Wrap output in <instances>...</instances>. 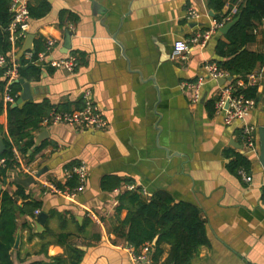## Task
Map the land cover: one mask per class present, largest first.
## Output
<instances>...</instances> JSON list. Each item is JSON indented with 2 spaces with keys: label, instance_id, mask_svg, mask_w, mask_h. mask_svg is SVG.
Masks as SVG:
<instances>
[{
  "label": "crops",
  "instance_id": "1",
  "mask_svg": "<svg viewBox=\"0 0 264 264\" xmlns=\"http://www.w3.org/2000/svg\"><path fill=\"white\" fill-rule=\"evenodd\" d=\"M26 1L31 6L41 2L51 6L43 18L31 17L27 35H34V46L40 37L55 40L41 65L45 70L40 80H27L33 100L49 99L54 105L69 103V110L79 109L84 103L83 91L89 88L108 125L90 129L42 124L35 142L48 130V137L41 142L47 145L30 163L20 155L21 165L31 171L17 169L7 184L0 182V191L14 193L19 185L16 177L45 168L36 184L24 188L43 203L39 212L47 213V218L41 227L37 217L19 218L14 264L55 262V258L73 254L66 249L71 245L83 252L80 264H138L127 243L114 233L118 195L127 183L143 188L146 196L166 190L176 201L201 209L209 244L201 248L194 264H264V166L259 134L264 127V62L254 71L258 100L246 119L257 129L255 152L245 143L241 122L227 125L222 112L209 114L207 101L217 99L221 92L218 80L207 79L201 86L204 102L202 98L193 101L191 91L185 88L186 83L206 74L208 63L215 62L216 44L225 34L216 32L206 47L193 46L185 58L173 55L177 39H189L215 18L210 11L215 16L217 12L208 0ZM225 1L222 19L232 16L243 0ZM190 7L201 13L199 20L188 18ZM62 10L76 13L79 21L61 28ZM254 33L256 38L245 47L264 56V20ZM27 35L9 53L11 61L29 51L24 50ZM74 53L79 61L74 72L51 65L52 60ZM48 67L55 69L48 71ZM0 125L6 130L5 111L0 114ZM0 138L3 141L1 133ZM227 150L250 159L251 182L229 170ZM76 163L88 167L84 191L73 200L44 192L42 180L64 183L66 170ZM108 175L123 180L119 188L102 187L101 181ZM23 201L19 198L17 202ZM89 211L97 213L104 224L90 219ZM169 250L170 245L165 244L161 262Z\"/></svg>",
  "mask_w": 264,
  "mask_h": 264
},
{
  "label": "trees",
  "instance_id": "2",
  "mask_svg": "<svg viewBox=\"0 0 264 264\" xmlns=\"http://www.w3.org/2000/svg\"><path fill=\"white\" fill-rule=\"evenodd\" d=\"M11 3L12 0H0V54L8 58V65L0 68V114L4 111L7 113L6 130L0 125V133L3 134V142L6 146L0 155V161L5 159L4 163H0L2 184H7L12 172L22 167L15 150L29 159V163L32 162L47 145L44 142L35 146V133L42 130L45 117L53 109L57 111L70 109L69 103L54 105L49 99L27 100L17 107L4 102V95L8 89L16 101L22 92L20 83L10 82L4 76L5 70L12 67L13 63H17L20 77L30 82L40 80L45 69L35 61L39 52L47 46V40L40 37L36 39L32 50L34 53L32 59L27 58L25 52L15 58V61L9 59V53L13 48L8 30L12 20ZM208 4L217 12L214 17L221 20L224 16L222 12L226 1L208 0ZM28 7L32 18H43L51 10L47 2H41L36 6L28 4ZM236 17L239 19L225 35V39H219L216 44L215 63L219 69L227 71L232 77L229 84H235L240 79L247 81L248 75L255 71L258 64L264 62L262 54L245 47L256 38L254 29L264 20V0L241 1L237 10L232 14V19ZM79 19L76 13L67 10H62L59 14V24L63 29L71 23H77ZM72 55L78 59L75 53ZM54 69V67H48L47 70ZM242 91L247 99L254 102L258 100L257 85L248 86ZM218 99L219 96L206 103L211 116L216 112L215 103ZM30 150H32L31 153ZM226 155L230 158L228 168L232 172L238 174L240 168L247 171L251 169L250 159L243 154L227 150ZM122 182L123 180L119 177L108 175L103 177L101 185L106 190H113L116 187L119 188ZM69 184L78 185V179L74 177ZM127 184L133 185L132 183ZM17 187L14 193L8 190L0 191V264H14L12 252L16 243L19 218L26 216L33 220L37 216L35 212L43 206L41 201L33 198L31 192L26 191V188L21 185ZM16 197L24 201L20 204L16 202ZM117 200L115 208L117 222L114 228L116 238L125 241L135 252H139L146 244L151 245L152 264H194L193 260L199 256L201 248L209 244L206 222L201 209L187 201H176L172 193L166 190H157L151 196H146L143 188L135 186L132 190H122ZM25 226L30 230L33 229L27 223ZM59 241L64 243V241ZM154 241L156 244L152 247ZM165 244L170 245L169 255L165 261L161 262ZM66 249L73 251V254H69L67 258H55V262L37 260L25 264H80L83 252L74 245Z\"/></svg>",
  "mask_w": 264,
  "mask_h": 264
},
{
  "label": "built area",
  "instance_id": "3",
  "mask_svg": "<svg viewBox=\"0 0 264 264\" xmlns=\"http://www.w3.org/2000/svg\"><path fill=\"white\" fill-rule=\"evenodd\" d=\"M10 11L12 13V20L9 24L8 30L10 32V40L12 42L13 50L18 47L19 42L24 39L29 31L30 27V10L26 0H12ZM201 13L197 11L194 7L188 9V18L193 21H197L201 18ZM210 25L203 31H199L193 34L189 39L181 38L177 39L174 44V53L173 55L177 58H185L188 53H190L193 46H199L204 48L208 45L209 41L212 39V36L220 31V28L226 25L227 22L232 20V16H227L221 20L216 18L211 19ZM55 44L54 39L47 40V48L44 51L39 52L38 57L35 61L36 64L43 65L46 60L48 52L51 51ZM34 53L32 50L27 51L26 57L32 59ZM8 65V58L4 54H0V68L6 67ZM51 65L57 68L66 69L69 72H74L78 66V59L72 54L51 61ZM206 74L201 75L196 82H190L185 84V88L190 90L192 93V99L195 102H199L202 98L201 86L207 79L219 80L222 78H227L230 74L223 70L219 69L215 62L208 63L206 66ZM19 65L13 63V66L7 68L4 72V76L9 79L10 82L15 81L20 78L19 74ZM230 80H227L225 84L221 87V92L219 94V99L215 103L216 111L223 113V121L227 125H231L236 122H241L242 125V136L245 140L247 146L252 150L257 152L256 147V127L249 125L246 122L247 117L249 116L253 106L254 101L247 99L243 89L248 86L257 85V75L255 72H252L248 75V79L238 80L235 84H229ZM84 106L81 109L73 110H61L57 111L53 109L51 113L45 117L43 124H58L65 123L72 126L86 127L90 129H104L107 127L108 123L106 118L103 116L102 110L97 105L93 98L92 92L89 88L83 91ZM4 102L13 104L16 102L15 97L9 93V89L4 95ZM17 158L20 161V154L15 150ZM5 159H2L0 163H4ZM23 166V165H22ZM30 172L29 166L21 167ZM88 167L85 163H79L73 165L71 168H68L65 172L66 182L58 183L54 180L45 179L42 180V187L45 193L63 196L67 199H75L79 193L84 191L85 184L88 178ZM238 175L245 181L251 182L252 176L249 171L244 168L238 170ZM74 177L78 179V185L71 186L69 181ZM135 185H126L125 189H134ZM146 194V192L144 191ZM263 200H264V184H263ZM36 215L39 212L37 210ZM88 216L93 221L97 222L100 225H103L104 222L100 216L94 211H89ZM127 250L131 254L132 260L138 264H152L151 257V245H144L139 252L128 246Z\"/></svg>",
  "mask_w": 264,
  "mask_h": 264
},
{
  "label": "water",
  "instance_id": "4",
  "mask_svg": "<svg viewBox=\"0 0 264 264\" xmlns=\"http://www.w3.org/2000/svg\"><path fill=\"white\" fill-rule=\"evenodd\" d=\"M210 15L211 16H215V13L213 11H210ZM239 17H236L232 20H230L229 22L226 23L225 26H223L222 28H220V32L223 34H227L229 32V30L231 29V27L238 21ZM34 49V35L33 34H28L27 35V39H26V44L24 46V50H33ZM232 77L229 76L227 78H222L219 79V83L220 85H224L225 82L227 80H231ZM13 83H20L22 85V92L21 95L19 97V99L12 104V107H17L20 104H22L23 102L27 101V100H33V91H32V87L30 85V83L23 77H20L18 79H16L15 81H13ZM206 99V95H204L202 97V102H204ZM259 134H260V144H261V163L264 166V127H260L259 129ZM48 137V130H44L43 132H41L38 137L37 140L35 142V146H38L42 140L44 138ZM6 146L4 144V142L1 140L0 138V155L1 153L5 150ZM45 168L39 170L37 173L35 174H31L28 175L27 177H16V182L19 185H22L23 187H29L32 184H36L38 178H40L44 173H45ZM2 186L0 185V190H1ZM19 200L18 197H16V202ZM37 223L38 226L41 227L45 224L46 218H47V213L45 212H40L37 214ZM19 244V236L17 237L16 240V244L15 246L17 247ZM156 241L153 242L152 247H155Z\"/></svg>",
  "mask_w": 264,
  "mask_h": 264
},
{
  "label": "rangeland",
  "instance_id": "5",
  "mask_svg": "<svg viewBox=\"0 0 264 264\" xmlns=\"http://www.w3.org/2000/svg\"><path fill=\"white\" fill-rule=\"evenodd\" d=\"M223 86V85H222Z\"/></svg>",
  "mask_w": 264,
  "mask_h": 264
}]
</instances>
